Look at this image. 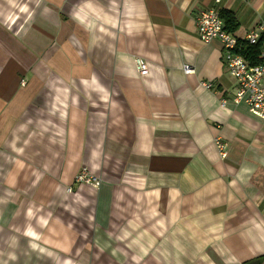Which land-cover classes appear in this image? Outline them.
Returning <instances> with one entry per match:
<instances>
[{"label": "crops", "instance_id": "0c3cea01", "mask_svg": "<svg viewBox=\"0 0 264 264\" xmlns=\"http://www.w3.org/2000/svg\"><path fill=\"white\" fill-rule=\"evenodd\" d=\"M208 9L264 25V0H0V264H264V121Z\"/></svg>", "mask_w": 264, "mask_h": 264}, {"label": "built area", "instance_id": "2783aa9c", "mask_svg": "<svg viewBox=\"0 0 264 264\" xmlns=\"http://www.w3.org/2000/svg\"><path fill=\"white\" fill-rule=\"evenodd\" d=\"M196 23L199 39L203 43H210L217 39L224 47V64L238 84L235 102H244L254 117L264 121V25L254 28L245 37L240 38L235 33L226 30L223 19L215 9L199 11ZM243 43L249 45L261 43L263 46L261 64L250 65L239 53ZM135 64L140 74L148 71V65L143 59L136 58ZM188 70L186 68V71ZM204 86L210 87L205 83ZM215 143L224 158L226 144L219 139ZM75 180L78 184L94 185L98 182V177L87 167H82ZM71 192L72 188L68 189V193Z\"/></svg>", "mask_w": 264, "mask_h": 264}, {"label": "trees", "instance_id": "16d2710c", "mask_svg": "<svg viewBox=\"0 0 264 264\" xmlns=\"http://www.w3.org/2000/svg\"><path fill=\"white\" fill-rule=\"evenodd\" d=\"M220 17L223 19L225 28L229 32L235 33L239 24L236 17L229 11H220ZM263 46L261 43L257 45H249L247 43H243L239 53L244 56V58L250 63V65H259L263 62L262 58ZM263 260V257L259 259V263Z\"/></svg>", "mask_w": 264, "mask_h": 264}, {"label": "rangeland", "instance_id": "374dc122", "mask_svg": "<svg viewBox=\"0 0 264 264\" xmlns=\"http://www.w3.org/2000/svg\"><path fill=\"white\" fill-rule=\"evenodd\" d=\"M82 168H80V170H81ZM72 192H73V190H72ZM72 192H71V194H72Z\"/></svg>", "mask_w": 264, "mask_h": 264}]
</instances>
